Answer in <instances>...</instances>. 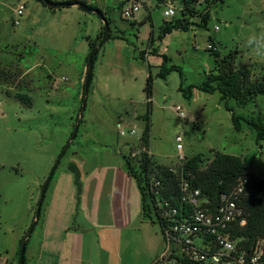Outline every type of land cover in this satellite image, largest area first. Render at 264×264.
<instances>
[{"label": "rangeland", "instance_id": "obj_1", "mask_svg": "<svg viewBox=\"0 0 264 264\" xmlns=\"http://www.w3.org/2000/svg\"><path fill=\"white\" fill-rule=\"evenodd\" d=\"M77 1L100 10L108 29L100 16L77 5L52 9L40 0H0V254L8 252L9 258L0 260L6 264L20 263L17 252L34 228L42 198L54 192L55 180L71 162L116 164L138 156L148 112L150 155L157 164L178 170L186 158L202 154L205 167L221 152L241 156L250 175L264 178V142L257 144L249 129L234 131L220 94L194 88L189 99L180 90L201 85L213 70L210 44L222 58L233 55L238 70L250 68L252 81L264 76V0H201L189 31L166 37L161 35L164 22L181 17L180 12L174 19L164 16L167 0H146L133 19L123 14L125 0ZM175 4L182 6L181 0ZM204 13L211 17L207 29ZM17 20L20 24L14 25ZM91 42L98 50L92 65L87 63ZM164 55L169 57L166 67L177 65L182 75L159 76ZM17 94L28 95L32 107L15 99ZM229 104L237 113L264 117V97L245 109ZM82 195L83 190L79 200ZM143 218L152 223L147 211Z\"/></svg>", "mask_w": 264, "mask_h": 264}, {"label": "trees", "instance_id": "obj_2", "mask_svg": "<svg viewBox=\"0 0 264 264\" xmlns=\"http://www.w3.org/2000/svg\"><path fill=\"white\" fill-rule=\"evenodd\" d=\"M205 1L208 3V0ZM181 2L183 6L180 12L181 17L171 22H164L161 27V35L163 37L175 31H189L192 24L189 21L190 18L195 15H200V10L196 7V0H181ZM215 2L224 4L225 0H215ZM57 4L63 5L61 7L86 5L85 2L77 0H69ZM51 8L54 9L53 7ZM205 9H208V7L205 6ZM98 11L101 12L100 10ZM210 18L209 13H204L201 16L202 26L205 29L208 28ZM149 19L151 20V18ZM106 23L109 26V22L106 21ZM100 38H102V35ZM103 41L104 39L101 40V44H103ZM210 45L212 48H209L208 45L207 51L214 56L213 70L206 75V80L201 85L189 87L188 90L181 87L180 90L189 99H191L192 89L194 88L210 94L218 92L220 94V101L224 104L226 110L232 113L234 131L242 133L245 129H249L255 134L257 144L264 142V117L262 115L255 116L237 113L236 109L229 104L230 102H234L236 107L245 109L258 97H264V76L261 79L252 81V71L250 68L238 70L235 67V57L233 55L229 54L222 58L218 48L213 44ZM96 48V42H91L90 54L87 58L88 64L92 65L94 63L98 54ZM153 54L157 55L158 53L154 51ZM144 57L145 54L142 58ZM162 58L163 66L159 73L161 78L165 79L171 72L175 71L180 72L182 75V69L179 66L173 65L170 68L166 67V64L169 62V57L164 55ZM91 81L92 78L89 80V85ZM84 90L87 92L86 84L84 85ZM145 92L148 100H151L153 93V77L151 75L147 80ZM14 98L26 107H32L33 102L28 95L17 94ZM145 121V130L140 138L141 151L137 157H133V160H126V158L125 160L129 173L137 181L143 203V212L147 211L152 224L159 227L162 238L165 235V226L167 223L164 215L171 209L181 211L183 208L180 193L181 178L191 182L214 201H217L222 194H227L232 191L240 181L247 178L249 181L248 189L240 202V206L244 208L246 213L247 224L241 229L237 228L235 236L245 237L247 239L246 245L248 246L258 239H264V178L250 175L241 156L221 152L215 153L214 158L205 167H203L204 158L202 154H198L192 158H186L183 166L178 170L159 165L154 161L153 156L150 155V112L145 116ZM55 171L56 169L52 171L48 184L49 181H52ZM48 184L43 187V197L48 189ZM39 215L40 210L37 211V217ZM31 232L32 230L29 235ZM27 245L28 238L21 242L17 252L19 264H27ZM1 258L2 256H0Z\"/></svg>", "mask_w": 264, "mask_h": 264}, {"label": "crops", "instance_id": "obj_3", "mask_svg": "<svg viewBox=\"0 0 264 264\" xmlns=\"http://www.w3.org/2000/svg\"><path fill=\"white\" fill-rule=\"evenodd\" d=\"M77 162L82 198L77 201L70 171L51 183L54 192L42 198L40 215L33 218L27 264H153L163 239L159 227L143 218L141 193L127 163Z\"/></svg>", "mask_w": 264, "mask_h": 264}, {"label": "built area", "instance_id": "obj_4", "mask_svg": "<svg viewBox=\"0 0 264 264\" xmlns=\"http://www.w3.org/2000/svg\"><path fill=\"white\" fill-rule=\"evenodd\" d=\"M125 1L127 5L123 14L126 19H133L146 2ZM176 1L165 2L166 18H175L183 9V6L175 4ZM23 9L24 7L19 9V16L23 15ZM19 24V20L14 22V25ZM209 48L212 46L209 45ZM175 111L186 119L182 107H175ZM176 141L179 143L178 150L181 151L182 138L177 137ZM248 182L247 178L240 181L232 191L222 194L214 201L191 182L181 178L183 208L181 211L171 209L164 215L167 223L162 238L163 250L153 264H264V239H258L248 246L245 237L235 236L236 229L247 224L246 213L240 202L248 189ZM0 264L6 262L0 261Z\"/></svg>", "mask_w": 264, "mask_h": 264}, {"label": "water", "instance_id": "obj_5", "mask_svg": "<svg viewBox=\"0 0 264 264\" xmlns=\"http://www.w3.org/2000/svg\"><path fill=\"white\" fill-rule=\"evenodd\" d=\"M44 4H46L48 7H53V8H58L61 7L63 5L57 4V3H53L50 0H42ZM81 10L87 12V13H96L98 16H100L105 22L106 20L104 19L103 15L101 12H99L96 9H92L87 5L81 4V5H77ZM106 28L108 29V25L106 23ZM91 78V71L89 70L88 75H87V81H86V90L89 86V80ZM56 169V168H55ZM54 169V170H55ZM68 170L74 175L75 177V185L77 187V201L79 202V197L82 193V173L81 170L79 168V166L76 164V162H71L68 166ZM48 184V182L46 183Z\"/></svg>", "mask_w": 264, "mask_h": 264}]
</instances>
